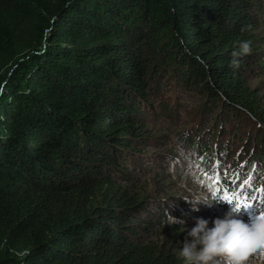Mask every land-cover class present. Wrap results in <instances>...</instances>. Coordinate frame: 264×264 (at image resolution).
<instances>
[{"label": "trees", "instance_id": "obj_1", "mask_svg": "<svg viewBox=\"0 0 264 264\" xmlns=\"http://www.w3.org/2000/svg\"><path fill=\"white\" fill-rule=\"evenodd\" d=\"M256 78L264 0H0V264H182L165 210L198 215L162 147L184 100L202 178L264 215L262 144L224 154L234 117L264 121Z\"/></svg>", "mask_w": 264, "mask_h": 264}, {"label": "clouds", "instance_id": "obj_2", "mask_svg": "<svg viewBox=\"0 0 264 264\" xmlns=\"http://www.w3.org/2000/svg\"><path fill=\"white\" fill-rule=\"evenodd\" d=\"M250 51V42L241 40L238 50L231 53L229 66L238 67V57ZM179 151L185 160L192 155L184 149ZM194 164L192 160L180 173L181 186L188 192L182 197L190 204L191 211L198 212L201 206L212 208L219 203H227L229 207L222 216L195 217L191 227L185 216H175L166 208V225L178 224L186 233L178 249L182 264H255L257 260L264 261V215L245 211L246 205L239 199L229 201L213 185L202 183ZM170 170L175 172V169ZM189 183L192 187H187Z\"/></svg>", "mask_w": 264, "mask_h": 264}, {"label": "rangeland", "instance_id": "obj_3", "mask_svg": "<svg viewBox=\"0 0 264 264\" xmlns=\"http://www.w3.org/2000/svg\"><path fill=\"white\" fill-rule=\"evenodd\" d=\"M253 85L255 86L262 85V87H264V78L260 80L256 78L255 80H253ZM179 105H180L178 109L179 113H178V116H176L177 121L175 120V123H172V121H170L171 129L168 130V132H170V136L168 137V140L170 141L171 145L169 143L168 146L162 147V149H173V151L177 153V156L174 159L175 161L173 160V162H171V159L168 158V161L169 160L170 161L169 162L167 161V162L169 164L171 162L170 166L168 167L175 168L177 165L176 170L178 169L182 170L192 160H194L195 161L194 170L198 174L201 182L208 184V179L212 176L214 167H210L213 169L209 168L210 170H208L206 173L207 177L203 179L202 175L204 171H201L202 169H201V164H200V158H201L200 156H201V153L204 152L203 155H205L207 159L213 158L212 152L214 148V139H210L209 137L207 138L206 136L203 135L202 138L207 139L206 140L207 144H205L203 147H200V149H196L194 147V144L192 143V141H195V142L197 141V136H198L197 133H194L196 132V130H198V122L195 121V119H193L194 108L196 105L189 100H184ZM166 123L169 124L168 120ZM258 127L264 129V121H262V123L254 122L253 124L250 121L249 116L242 115L237 118L234 117V123L229 124L228 126V129H230L231 131H229L227 134L224 135V141L225 140L229 141V139H231L230 145L227 146V149H225L228 151H226L224 154L228 158L236 159L237 157H239V154H240V157H242L241 152H244L245 150L249 152L250 150H252L253 152V150L256 149V147H258L260 144H262V148H264V142H263L264 140L262 139L263 141H261V143L257 141V137H259V134L261 135V132L259 131ZM176 129H180L179 134L176 133L175 131ZM183 131L185 132L186 136L181 138L182 134L180 133ZM180 149H184L187 152L192 153V155H190L188 160L183 159L179 151ZM238 150L241 151L239 154L237 153ZM208 151H212V152H210V154L208 155ZM237 162H238L237 164V167H238L239 160ZM227 169L228 168H226V170ZM242 172H243L242 173L243 175L246 173L245 167H243ZM227 209L228 208H226V210ZM226 210H225V204H222V203L216 204V206L212 208L201 206L200 211L197 212V215L204 216L206 218L222 216ZM191 218H194L193 214L191 215ZM255 264H264V261L257 260Z\"/></svg>", "mask_w": 264, "mask_h": 264}]
</instances>
